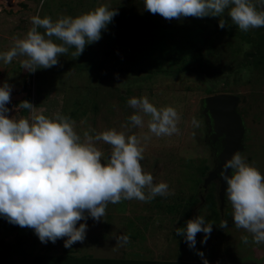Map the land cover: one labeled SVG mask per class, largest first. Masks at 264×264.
<instances>
[{
    "label": "rangeland",
    "instance_id": "374dc122",
    "mask_svg": "<svg viewBox=\"0 0 264 264\" xmlns=\"http://www.w3.org/2000/svg\"><path fill=\"white\" fill-rule=\"evenodd\" d=\"M102 5L117 9L112 19L115 22L102 30L99 41L86 45L78 58L72 57L76 49L70 47L66 55L58 57L57 65L39 68L30 75L21 65L26 57L14 58L9 64L0 60V87L7 82L12 89L6 115L16 120L30 118V111L24 112L18 103L29 93L37 115L70 117L82 139L85 131L95 135L108 129L140 137L147 134L149 139L142 140V168L153 175L154 184L166 182L170 194L150 202L132 199L108 204L100 221L88 217L78 222L77 227L87 224L86 237L71 248L64 247L67 237L42 243L33 229L0 216V240L12 241L16 247L18 241L23 242L25 252L15 253V264H28L30 255L39 252L183 260L189 264L203 263L204 259L264 264V243H253L251 234L235 226L226 193L224 201L220 199L219 182H208L204 188L217 161L201 107L209 86L217 93L240 97L238 111L246 126L245 148L240 152L264 175V27L243 32L231 24L227 10L223 17L166 20L159 14H148L144 0H0V53L13 47L14 38L27 35L37 13L55 21ZM221 18L228 20L229 26L220 28ZM119 21L122 24H117ZM245 45L250 47L245 50ZM196 53L202 56L200 62L194 57ZM142 96L158 109L174 107L181 116L180 133L151 134L148 116H144V127L132 126L129 117L135 110L127 101ZM193 117L200 127H193ZM96 146L106 159L111 146L103 141ZM208 187L217 195L212 204L205 198ZM198 215L213 223L212 231L206 243H201L205 234L197 233L195 247L190 248L175 230L186 228L187 221ZM222 220L228 221L225 229L219 227ZM124 235L130 242L117 243L115 237ZM245 235L247 244L241 240Z\"/></svg>",
    "mask_w": 264,
    "mask_h": 264
},
{
    "label": "clouds",
    "instance_id": "9594fccd",
    "mask_svg": "<svg viewBox=\"0 0 264 264\" xmlns=\"http://www.w3.org/2000/svg\"><path fill=\"white\" fill-rule=\"evenodd\" d=\"M144 7L166 20L223 17L227 10L231 24L243 32L264 27V0H144ZM117 14L116 8L103 5L55 21L37 13L31 18L27 35L14 38L13 47L0 53V60L9 64L14 58L26 57L22 67L35 72L57 65L58 57L66 55L70 47L76 49L71 53L76 59L86 45L101 39L102 30ZM227 26L228 20L221 18L219 27ZM39 28L45 31L41 33ZM249 47L245 45V50ZM11 90L7 82L0 87V216L9 223L33 229L42 243L67 237L64 247L71 248L86 237L87 224L77 227L78 222L88 217L100 221L108 204L132 199L150 202L170 194L166 182L154 184L153 175L142 168V140L149 139L147 134L140 137L108 129L95 135L85 131L82 139L70 117L59 113L51 118L37 115L36 106L26 100L19 106L30 111V118L16 120L6 115ZM127 103L135 110L129 117L132 126L144 127V116H148L151 134L161 137L180 133L181 116L174 107L158 109L146 96L132 97ZM191 123L200 127L195 117ZM98 141L111 146L106 159L96 146ZM219 175L227 185L226 199L232 205L235 226L251 234L253 243H264V175L247 163L240 151L223 163ZM212 224L198 215L187 221L186 228L175 231L194 248L197 233L205 234L201 243H206ZM227 226V220L219 224L224 229ZM115 238L121 245L130 242L127 235ZM241 240L247 244L249 238L245 235ZM198 255L203 258L202 252ZM203 264H209L207 259Z\"/></svg>",
    "mask_w": 264,
    "mask_h": 264
},
{
    "label": "water",
    "instance_id": "95a60500",
    "mask_svg": "<svg viewBox=\"0 0 264 264\" xmlns=\"http://www.w3.org/2000/svg\"><path fill=\"white\" fill-rule=\"evenodd\" d=\"M240 102L238 95L228 92L211 94L203 99V111L209 120L210 146L215 150L217 161L216 167L206 178L204 188L207 187L208 182L218 179L219 196L222 202L227 187L226 182L219 175L222 165L235 151L245 148L246 126L243 116L238 111ZM217 152L220 154L217 155ZM228 174L231 175V169L228 170Z\"/></svg>",
    "mask_w": 264,
    "mask_h": 264
},
{
    "label": "trees",
    "instance_id": "16d2710c",
    "mask_svg": "<svg viewBox=\"0 0 264 264\" xmlns=\"http://www.w3.org/2000/svg\"><path fill=\"white\" fill-rule=\"evenodd\" d=\"M148 14H152L148 11ZM115 21L109 23V25H113ZM147 22V21H146ZM120 21L117 23L120 25ZM122 24V23H121ZM147 23L144 24V26ZM197 61H201L202 56L200 53H196L194 55ZM3 70V69H2ZM32 72H29L30 75ZM27 85H23L26 88ZM22 87V89H23ZM217 91L214 87H208L207 94H215ZM29 101L32 104L31 94L27 93L25 97L18 103L23 101ZM202 109L203 100H202ZM24 112H28V109H23ZM203 115L204 111H203ZM209 188V189H208ZM207 192L208 196H206L207 203H214L215 198L217 195L212 187H208ZM204 191V189H203ZM206 191V190H205ZM204 193V192H202ZM205 194V195H206ZM216 196V197H215ZM1 220V217H0ZM25 249H23V242L18 241L17 247L14 242L12 241H5L3 239L0 240V264H15V255L16 254H23ZM16 253V254H15ZM31 259L28 264H189L183 260H150V259H132L127 257H119V258H107V257H95L88 254L78 255L72 252H65V253H34L31 254ZM196 264H203V263H196ZM209 264H241V263H229V262H209Z\"/></svg>",
    "mask_w": 264,
    "mask_h": 264
},
{
    "label": "flooded vegetation",
    "instance_id": "af4514ba",
    "mask_svg": "<svg viewBox=\"0 0 264 264\" xmlns=\"http://www.w3.org/2000/svg\"><path fill=\"white\" fill-rule=\"evenodd\" d=\"M205 114V113H204ZM205 117H206V115H205ZM206 121H208L207 122V124L209 125V120H208V118L206 117ZM208 131H207V133H208V135H209V133H210V129H209V126H208ZM208 140H209V136H208ZM209 143H210V140H209ZM213 181H218L219 182V180L218 179H215V180H213ZM219 185H220V182H219Z\"/></svg>",
    "mask_w": 264,
    "mask_h": 264
}]
</instances>
